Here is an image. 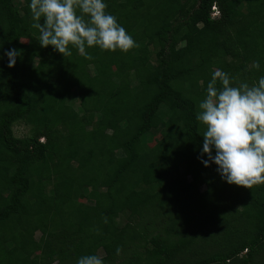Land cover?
<instances>
[{"label": "trees", "instance_id": "obj_1", "mask_svg": "<svg viewBox=\"0 0 264 264\" xmlns=\"http://www.w3.org/2000/svg\"><path fill=\"white\" fill-rule=\"evenodd\" d=\"M23 1L0 0V264H264V184L204 167L195 119L216 69L264 75V0H105L136 47L91 59L41 47Z\"/></svg>", "mask_w": 264, "mask_h": 264}, {"label": "clouds", "instance_id": "obj_2", "mask_svg": "<svg viewBox=\"0 0 264 264\" xmlns=\"http://www.w3.org/2000/svg\"><path fill=\"white\" fill-rule=\"evenodd\" d=\"M28 7L32 27L39 33V45L51 46L63 56H70L72 48L91 59L86 48L127 51L136 47L116 17L105 11V0H29ZM19 55L17 49L9 48L0 59L11 68ZM252 67L258 69L259 63L253 61ZM205 92L195 116L205 126L200 163L204 167L214 164L228 184L247 189L264 184V75L252 84L241 82L236 86L227 73L216 69ZM201 155L206 158L201 159ZM119 251L117 247L116 253ZM76 264L104 261L99 255L88 254L78 257Z\"/></svg>", "mask_w": 264, "mask_h": 264}, {"label": "rangeland", "instance_id": "obj_3", "mask_svg": "<svg viewBox=\"0 0 264 264\" xmlns=\"http://www.w3.org/2000/svg\"><path fill=\"white\" fill-rule=\"evenodd\" d=\"M14 2H15L17 5H19V6H23V5H25V3H24L23 0H14ZM22 40L25 41V39H22ZM47 71H49V68H47ZM240 77H241L240 74L237 75V79H238V80H239ZM190 90H191V92L194 93V94H197V93H198V87L195 86V85H192L191 88H190ZM11 131H12V134H13L14 136H16V137H25V136H29V135H30V125H29V124H25V123H23L21 120H19V121H16V122H14V123L12 124V126H11ZM159 138H160V135H159L158 133H155L154 136L152 137V143H153L154 141H157ZM39 139L43 141V140H44V137L40 136ZM185 177H186V179L190 180L189 175H186ZM204 189H205V185H201V186H200V190L202 191V190H204ZM79 200H81V201H84V200H85V197L83 196V194H82V196L79 197ZM204 214H205V212H201V216L204 215ZM38 235H39V233H38V232H35L34 237L37 238ZM244 253H245V250L241 251V252L238 254V257L243 256ZM97 254H98L99 256H102V255H103L102 250H101V249H98V250H97ZM256 258H258V257H256Z\"/></svg>", "mask_w": 264, "mask_h": 264}, {"label": "built area", "instance_id": "obj_4", "mask_svg": "<svg viewBox=\"0 0 264 264\" xmlns=\"http://www.w3.org/2000/svg\"><path fill=\"white\" fill-rule=\"evenodd\" d=\"M212 15H216L217 14V9L214 5H212Z\"/></svg>", "mask_w": 264, "mask_h": 264}]
</instances>
